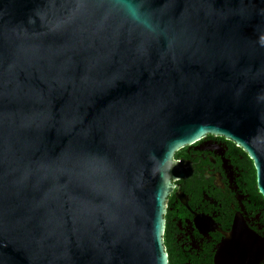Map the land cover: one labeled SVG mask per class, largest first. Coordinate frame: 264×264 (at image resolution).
Returning a JSON list of instances; mask_svg holds the SVG:
<instances>
[{
	"label": "water",
	"instance_id": "95a60500",
	"mask_svg": "<svg viewBox=\"0 0 264 264\" xmlns=\"http://www.w3.org/2000/svg\"><path fill=\"white\" fill-rule=\"evenodd\" d=\"M207 134L264 196V0H0V264H169L174 156Z\"/></svg>",
	"mask_w": 264,
	"mask_h": 264
},
{
	"label": "flooded vegetation",
	"instance_id": "af4514ba",
	"mask_svg": "<svg viewBox=\"0 0 264 264\" xmlns=\"http://www.w3.org/2000/svg\"><path fill=\"white\" fill-rule=\"evenodd\" d=\"M244 151L230 139L207 134L175 153L184 166L171 180L167 199L164 241L170 264H216L236 221L249 247L237 250L231 241L223 264H264V202L252 191V165Z\"/></svg>",
	"mask_w": 264,
	"mask_h": 264
},
{
	"label": "trees",
	"instance_id": "16d2710c",
	"mask_svg": "<svg viewBox=\"0 0 264 264\" xmlns=\"http://www.w3.org/2000/svg\"><path fill=\"white\" fill-rule=\"evenodd\" d=\"M244 152H245L246 157L248 158V160L250 161V163L252 165V172H251V175L249 176V178H250L249 181H250V184L252 186V191L255 192L256 196L259 198L260 201L264 202V196L262 195V193L260 192V190L258 188L257 171H256V168H255L254 162L249 157L248 153L246 151H244ZM170 263H171V261H170Z\"/></svg>",
	"mask_w": 264,
	"mask_h": 264
}]
</instances>
